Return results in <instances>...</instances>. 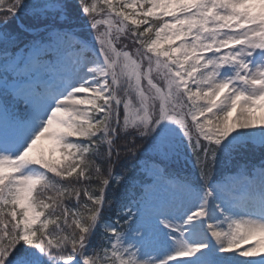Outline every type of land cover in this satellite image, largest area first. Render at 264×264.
<instances>
[{
    "label": "snow or ice",
    "instance_id": "6c2138e0",
    "mask_svg": "<svg viewBox=\"0 0 264 264\" xmlns=\"http://www.w3.org/2000/svg\"><path fill=\"white\" fill-rule=\"evenodd\" d=\"M0 264H264V0H0Z\"/></svg>",
    "mask_w": 264,
    "mask_h": 264
},
{
    "label": "trees",
    "instance_id": "16d2710c",
    "mask_svg": "<svg viewBox=\"0 0 264 264\" xmlns=\"http://www.w3.org/2000/svg\"><path fill=\"white\" fill-rule=\"evenodd\" d=\"M52 145H50L51 147ZM40 148L36 147V150L34 151L33 154H36L37 151H39ZM51 158L52 159H57L59 158V153L58 152H52L51 153ZM193 164H194V158L189 156L186 160L185 159H181L179 160V164H178V167H175V171L182 174H190V173H194L195 172V169L193 167ZM183 175V174H182ZM112 196V193L110 192L109 193V197ZM115 211V206H113V210L112 211H106L105 212V216L106 217H111L113 215Z\"/></svg>",
    "mask_w": 264,
    "mask_h": 264
},
{
    "label": "rangeland",
    "instance_id": "374dc122",
    "mask_svg": "<svg viewBox=\"0 0 264 264\" xmlns=\"http://www.w3.org/2000/svg\"><path fill=\"white\" fill-rule=\"evenodd\" d=\"M7 70H8L9 72H11V71L13 70V69H12V66L9 65ZM257 114H258V115H261L262 113L258 112ZM40 141H43V142H45V143H47V142H51L48 138H42ZM228 175H229V174H228Z\"/></svg>",
    "mask_w": 264,
    "mask_h": 264
}]
</instances>
